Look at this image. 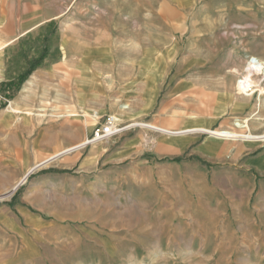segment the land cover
<instances>
[{
    "label": "rangeland",
    "instance_id": "1",
    "mask_svg": "<svg viewBox=\"0 0 264 264\" xmlns=\"http://www.w3.org/2000/svg\"><path fill=\"white\" fill-rule=\"evenodd\" d=\"M0 14L18 29L54 17L49 26L70 54L57 58L47 85L27 87L29 109L13 108L26 135L23 152L10 154L0 209L15 199L7 214L22 208L36 222L15 221L22 240L0 228V264H264L260 188L245 190L242 162L216 170L228 163L211 159L220 144H257L245 158L264 150V83L248 95L238 88L248 59L264 62V0H0ZM107 115L125 131L78 147ZM214 131L239 136L210 138ZM177 138L192 141L174 157L160 144ZM130 139L133 159L122 167L141 160L184 170H149L150 186L131 181L136 170L101 161L79 171L92 147L116 150ZM193 151L199 169L187 168ZM23 155L29 169L52 157L19 184L25 174L12 163Z\"/></svg>",
    "mask_w": 264,
    "mask_h": 264
},
{
    "label": "crops",
    "instance_id": "2",
    "mask_svg": "<svg viewBox=\"0 0 264 264\" xmlns=\"http://www.w3.org/2000/svg\"><path fill=\"white\" fill-rule=\"evenodd\" d=\"M52 18L54 17L34 20L31 24L29 23L27 27L23 26L18 29L15 27H9L0 14V176L3 177L2 180L0 179V188H8L10 186V184L8 185L9 179L7 176L10 166L9 159L12 157L10 154L16 150L22 153V147L24 146L25 141V133L17 126L16 119L19 113H16V110L14 109L19 111L29 109L30 104L23 102V97L27 93V87L32 84L38 85V82H41L42 85H47L51 79L56 78L57 58H61L60 62H62L66 61L68 56L70 57L65 44L67 42L64 40L63 44H57V31L52 30L49 26L52 23L50 22ZM122 109L125 108L122 107ZM25 115H29L28 112H25ZM68 116L73 117V114H69ZM89 117L90 116L88 115V117L84 116L83 118L87 119ZM92 117H96V114H93ZM160 133L170 135L168 132ZM39 136V133H37L36 136L33 135L32 137L33 151L34 147L38 145ZM210 138L218 139L214 137ZM10 140L17 141L16 144L18 147H16L15 150L8 146V142ZM190 140L192 141V138H177L173 140V142H161L160 146L163 147L164 152H170L174 157H178L184 152L188 145H191ZM133 145L134 139L126 140L118 149L111 151H108V147L105 145L94 146L89 150L88 156L82 160L79 171L82 173H90L96 169V165L99 161H101V164L103 165L102 167L105 169L136 170V173L131 177V181L135 182L137 185L144 184L146 186H150L153 183V179L151 173L152 171L150 172L149 170H184L186 166L171 167L170 165L166 166L164 163L159 162L150 167V165L140 160L134 161L128 166L122 167V163L133 159L131 158L132 154H134V152H131ZM72 147L63 149L59 153ZM220 148L221 151L216 152L214 154L215 156L211 157V159L224 158V161L228 163V165L216 170H237L233 165L242 162L241 167L238 170L249 171H244V178L241 179V181L245 183V190L254 191L256 185L261 190L260 199H258L257 204V212L260 221L264 222V150L256 157L245 158V156H249V153L246 154L247 152L252 151V149L253 151L258 149L257 144L245 142L236 146L235 149H233V144L224 146L220 144ZM56 154L52 156H55ZM197 155L198 154H196L195 151L189 153V156H194V159L186 162L188 169H199V167L195 164L198 161L196 157H198V159L202 158ZM51 157L47 158L44 162L35 164L31 169L27 168L29 165L24 155L18 164L13 162L12 165L16 167L15 170L18 171L19 174H25L19 184L23 183L26 180V177L34 169L47 164ZM55 158L56 157L53 159ZM157 159L159 160L160 158ZM26 170L28 171L26 172ZM138 170H146L147 173L140 174ZM131 173L133 174V172ZM232 173L233 172H231V176L237 178V176ZM12 182H15V180H12ZM19 184L17 183L11 186L7 190L6 194L3 195V198L11 197L14 193L13 191L16 190L18 187L17 185ZM10 191L12 194L10 193V195H8ZM14 201L15 199L13 200V203H10V205L6 204L8 209L9 207L14 208ZM8 209L5 208V206L0 209V228L3 232L10 230L15 240H22L24 238V232L17 228L15 221H23V219H25L28 223L36 221L27 210L22 208H20V210L15 209L18 217L12 218L7 214L8 211H10Z\"/></svg>",
    "mask_w": 264,
    "mask_h": 264
},
{
    "label": "built area",
    "instance_id": "3",
    "mask_svg": "<svg viewBox=\"0 0 264 264\" xmlns=\"http://www.w3.org/2000/svg\"><path fill=\"white\" fill-rule=\"evenodd\" d=\"M246 69L245 75L239 78L238 85L246 90L247 93L251 91L250 89L254 93L258 86L264 83V63L256 57H250L247 61ZM250 81L252 82L251 84H249ZM120 126V123L114 116H105L103 122L93 130L90 139L85 142L86 145L108 141V139L119 135L125 131Z\"/></svg>",
    "mask_w": 264,
    "mask_h": 264
},
{
    "label": "bare ground",
    "instance_id": "4",
    "mask_svg": "<svg viewBox=\"0 0 264 264\" xmlns=\"http://www.w3.org/2000/svg\"><path fill=\"white\" fill-rule=\"evenodd\" d=\"M262 63H264V62H262ZM248 82V81H247ZM252 82L250 81L249 82V84H251ZM238 88H239V91L242 93V94H244V95H248V94H252L253 93V91H252V89H250L251 91L249 92V93H247L246 92V90H244V89H242L239 85H238ZM124 108H126V106H124ZM238 128H241V125L240 124H237L236 125ZM210 134H212V136L213 137H217L218 139L219 138H223V137H226V138H237L239 135L238 134H236L234 131L232 132V131H220V132H217V131H214V132H211ZM247 136V135H246ZM245 136V137H246ZM242 138V137H241ZM262 141H264V138H260ZM109 140V139H108ZM107 141V140H106ZM83 145H86V143H83V144H81V145H79L78 147H81V146H83ZM86 146H88V145H86ZM18 186V185H17ZM14 188V187H13ZM15 189V188H14ZM13 189V190H14ZM10 190H12V189H10ZM14 192V191H13ZM10 193L12 194V192L10 191L9 192V194L8 195H10ZM2 197V196H1ZM4 197V196H3Z\"/></svg>",
    "mask_w": 264,
    "mask_h": 264
},
{
    "label": "water",
    "instance_id": "5",
    "mask_svg": "<svg viewBox=\"0 0 264 264\" xmlns=\"http://www.w3.org/2000/svg\"><path fill=\"white\" fill-rule=\"evenodd\" d=\"M27 178V177H26Z\"/></svg>",
    "mask_w": 264,
    "mask_h": 264
}]
</instances>
